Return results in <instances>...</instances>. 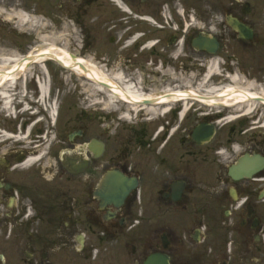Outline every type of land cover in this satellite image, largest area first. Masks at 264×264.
Returning a JSON list of instances; mask_svg holds the SVG:
<instances>
[{"label":"flooded vegetation","instance_id":"flooded-vegetation-1","mask_svg":"<svg viewBox=\"0 0 264 264\" xmlns=\"http://www.w3.org/2000/svg\"><path fill=\"white\" fill-rule=\"evenodd\" d=\"M76 1L78 52L112 46L106 70L150 97L136 112L124 102L104 105L103 94L95 106L90 95L70 97L62 83L69 74L61 79L54 59L8 67L18 71L6 88L7 109L0 101V247L7 253L0 264H145L150 257L152 264H264V163L239 170L245 156L264 157L261 115L213 110L194 97L182 115L171 104L159 118L143 103L172 100L173 86L225 84L218 76L202 81L214 58L223 70L264 79V0H121L126 16L109 15L108 0ZM148 14L164 23L159 32L114 36ZM231 20L249 26L251 37H239ZM200 125L214 127V136L195 138ZM113 173L139 180L118 208L103 203ZM115 235L128 241L105 245Z\"/></svg>","mask_w":264,"mask_h":264},{"label":"rangeland","instance_id":"rangeland-1","mask_svg":"<svg viewBox=\"0 0 264 264\" xmlns=\"http://www.w3.org/2000/svg\"><path fill=\"white\" fill-rule=\"evenodd\" d=\"M78 11L79 4L76 0H0V63L5 58L21 56L34 49L41 50L51 43L61 47L63 44L68 45L73 52L82 50L83 47L79 43L82 38L81 33L76 23L72 21L73 15H77ZM92 16L94 18L96 14L93 13ZM128 29L145 32L147 25L129 24L122 30L121 34ZM96 48H100L102 54H106V58L103 60L110 58L109 52H114L112 46H97ZM89 49L90 54L95 55V49ZM56 70L60 77L62 74L68 73L63 71L60 66ZM69 76L71 78L69 85L75 89L77 88L76 85L81 87V83L85 81V79L74 74ZM79 87L72 96L70 95L71 98H77L78 101L82 100ZM194 87H197V84ZM2 250L4 248L0 247V251Z\"/></svg>","mask_w":264,"mask_h":264},{"label":"bare ground","instance_id":"bare-ground-1","mask_svg":"<svg viewBox=\"0 0 264 264\" xmlns=\"http://www.w3.org/2000/svg\"><path fill=\"white\" fill-rule=\"evenodd\" d=\"M118 2V0H116ZM38 54H33L35 55L32 58H29V60L32 61L34 58H42L43 56H46L44 58L48 57H53L54 55L57 56L58 58L62 59L63 63L68 65L67 68L73 69L72 72L81 76L82 73L84 72L82 65L87 66L88 70H86L85 74L88 76L86 77V81L83 82V87H84V93L87 94L88 92L94 93L99 91V85L97 84L98 81L97 79H101L103 81H106L107 83L109 82L112 84L115 88V92L113 93H108L107 96V105H113L115 102H117L119 98V93L123 94V89L121 86H124L128 92L129 95L132 96L130 98L131 101H134L132 103V106L134 110L139 109L137 107L138 100H141V98L144 97V94L135 87L132 83L131 80H128L125 76V74L121 73L120 71H113V72H106L103 66L100 64L94 63L91 59L79 57L76 54H73L70 52V50L67 48V45L63 44L62 47L57 46L55 43H51L47 47H43ZM54 56V57H55ZM43 58V59H44ZM18 59V56H12L11 58H5L1 61V63H9L11 61H16ZM43 59H38V60H43ZM82 64V65H81ZM218 63L217 60H214V62L210 65L208 68V72L202 78V81H208L209 77L211 75H214V73L220 74L221 71L218 70ZM84 79V78H83ZM229 84H227L224 87H215V88H208L205 90H202L201 92H190L188 90H172L171 95L173 98V102L178 101V102H183L184 101V109L186 110L188 108V99L190 98H202L201 96L203 95H210V101H204L207 104L210 105H223V106H229V108H236L237 106H241L246 113H255L256 109L260 107V103H264V90H253V84L249 83V86L243 87L245 84V80L238 76V74L230 75L229 78L227 79ZM9 81L3 77L2 75L0 76V91H1V96L3 98L8 97V93L6 88V85ZM42 88V95L44 96L47 91V84H42L40 86ZM100 90H102L100 88ZM148 97V96H145ZM166 95L162 97V99H165ZM258 100L262 101L259 102ZM161 104L166 106V101H163ZM263 107V106H261ZM157 108H161V105H154L152 106L149 110L153 111L156 110ZM163 111H167V109H163ZM264 115V112L262 113ZM228 119H234L233 115H230L227 117ZM226 118V119H227Z\"/></svg>","mask_w":264,"mask_h":264}]
</instances>
